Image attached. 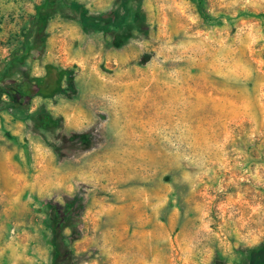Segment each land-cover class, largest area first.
<instances>
[{
	"label": "rangeland",
	"instance_id": "rangeland-1",
	"mask_svg": "<svg viewBox=\"0 0 264 264\" xmlns=\"http://www.w3.org/2000/svg\"><path fill=\"white\" fill-rule=\"evenodd\" d=\"M260 253L264 0H0V264Z\"/></svg>",
	"mask_w": 264,
	"mask_h": 264
},
{
	"label": "trees",
	"instance_id": "trees-1",
	"mask_svg": "<svg viewBox=\"0 0 264 264\" xmlns=\"http://www.w3.org/2000/svg\"><path fill=\"white\" fill-rule=\"evenodd\" d=\"M47 4L48 3L45 2L43 5L36 7V14L32 18V24L33 25L35 23H38V20L41 18V11L43 8H45V6ZM47 71H48V73H51V74H53L52 72H54V76L52 77V79L48 75H46L42 78H40V77L36 78L35 81L38 84L36 91L33 90V85L28 78L26 79V81H24L23 83H21L17 86V91L20 94L25 95V96H32L34 94L40 95L43 97L52 96L54 93H56L59 90V87L61 85V81H62L63 77L65 76V71L60 70V69H58L52 65L47 66ZM51 80H52V82H55V84L52 86L49 85L51 83ZM12 99L14 100V98H12ZM40 121H41V124L43 126H52L56 123L48 115L41 116ZM57 225H58L57 226V228H58L60 224L57 223ZM253 264H264V253H260L257 257L256 262H254Z\"/></svg>",
	"mask_w": 264,
	"mask_h": 264
},
{
	"label": "bare ground",
	"instance_id": "bare-ground-1",
	"mask_svg": "<svg viewBox=\"0 0 264 264\" xmlns=\"http://www.w3.org/2000/svg\"><path fill=\"white\" fill-rule=\"evenodd\" d=\"M48 178H49V177H48ZM48 178H47V179H48Z\"/></svg>",
	"mask_w": 264,
	"mask_h": 264
}]
</instances>
